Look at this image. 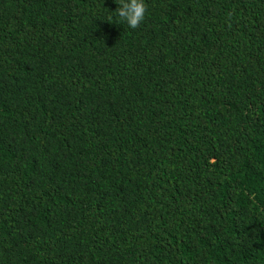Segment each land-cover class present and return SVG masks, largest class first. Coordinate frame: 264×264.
Instances as JSON below:
<instances>
[{
  "label": "trees",
  "instance_id": "trees-1",
  "mask_svg": "<svg viewBox=\"0 0 264 264\" xmlns=\"http://www.w3.org/2000/svg\"><path fill=\"white\" fill-rule=\"evenodd\" d=\"M0 0V264H264V0Z\"/></svg>",
  "mask_w": 264,
  "mask_h": 264
},
{
  "label": "clouds",
  "instance_id": "clouds-1",
  "mask_svg": "<svg viewBox=\"0 0 264 264\" xmlns=\"http://www.w3.org/2000/svg\"><path fill=\"white\" fill-rule=\"evenodd\" d=\"M118 7L109 20H115L117 25L126 26L127 29L136 30L145 23L149 9L146 0H115Z\"/></svg>",
  "mask_w": 264,
  "mask_h": 264
}]
</instances>
